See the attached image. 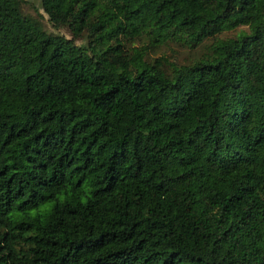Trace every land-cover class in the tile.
Returning a JSON list of instances; mask_svg holds the SVG:
<instances>
[{"label":"trees","instance_id":"obj_1","mask_svg":"<svg viewBox=\"0 0 264 264\" xmlns=\"http://www.w3.org/2000/svg\"><path fill=\"white\" fill-rule=\"evenodd\" d=\"M0 264H264V0H0Z\"/></svg>","mask_w":264,"mask_h":264},{"label":"rangeland","instance_id":"obj_2","mask_svg":"<svg viewBox=\"0 0 264 264\" xmlns=\"http://www.w3.org/2000/svg\"><path fill=\"white\" fill-rule=\"evenodd\" d=\"M28 1H35V0H28ZM38 10L39 11H41L40 10V8H38ZM57 32L59 33V34H61V35H63L64 37H70V33H69V31L65 28V27H60V28H58L57 29ZM82 41V39H79V38H76V39H74L73 40V42L75 43V44H78V43H80ZM171 48V45H169V48H165V51H163V52H170L169 51V49Z\"/></svg>","mask_w":264,"mask_h":264}]
</instances>
